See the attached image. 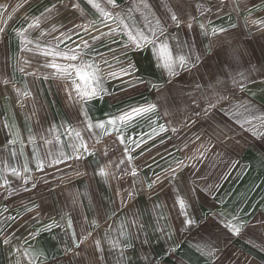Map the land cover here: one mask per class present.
I'll return each mask as SVG.
<instances>
[{
  "label": "crops",
  "instance_id": "obj_1",
  "mask_svg": "<svg viewBox=\"0 0 264 264\" xmlns=\"http://www.w3.org/2000/svg\"><path fill=\"white\" fill-rule=\"evenodd\" d=\"M67 1L65 7L35 16L33 23L39 22L42 35L31 36L26 27L18 29L19 51L40 58H19L15 64L9 49L0 64L19 67L16 73L0 70V264H29V258L32 264H263L264 126L254 121L255 127L241 128L232 106L250 105L257 116L264 115V25L253 23L264 20V0H146L151 11L143 9L140 0H115L116 7L107 0H93L105 11H120L126 23L150 37L152 30L158 31L155 19L162 24L167 20L174 58L204 53L210 57L211 70L223 63L225 73L212 79L201 69L195 83L192 75L181 73L184 83L176 87L191 91L173 92L167 105L159 101L158 109L134 117L127 126L118 122L121 131L107 134L95 127L88 131L85 121L95 125L130 110L129 106L157 103L158 88L169 77L151 44L131 46L116 21L105 18L89 0L83 6L80 0ZM13 2H19L16 8H24L27 0L10 1L3 13L4 24L12 18ZM173 14L181 19L179 28L170 20ZM187 22L192 23L191 29ZM201 23L205 29L199 27ZM73 24L85 25L87 31L81 29L63 40L60 50L74 48L73 41L82 45L81 37H101L90 44L93 51L88 62L95 63L103 77L104 93L84 108L66 98L65 79L57 73L48 76L44 68L53 62L68 63L43 53ZM10 25L2 33H10ZM213 27L225 31L213 35ZM178 44L184 45L183 52ZM233 49L238 50V59ZM24 65L37 66L41 73L25 72ZM221 96L227 99L220 100ZM209 100L217 107L209 116L197 118L192 110L202 112ZM84 111L87 117L81 115ZM160 125L166 131L161 132ZM69 127L80 130L90 146V153L81 159L71 146L78 145L79 139L74 134L69 137ZM227 129L232 139L221 143L217 136L225 139ZM141 137L139 147L127 143ZM128 155L134 157L131 163ZM178 161L188 166L177 169L173 180L171 169ZM41 162L42 170L37 168ZM101 167L104 177L99 175ZM181 199L189 205L190 215H208L221 224L233 216L243 218L248 222L243 238L217 229L221 253L215 259L200 250L203 242L198 244V237L190 234L180 239ZM37 230L38 235L32 236ZM4 232L9 234L8 245L2 243ZM73 232L77 243L83 240L80 248L73 243ZM95 240L101 241L99 249ZM66 248L72 251L66 254Z\"/></svg>",
  "mask_w": 264,
  "mask_h": 264
},
{
  "label": "snow or ice",
  "instance_id": "obj_2",
  "mask_svg": "<svg viewBox=\"0 0 264 264\" xmlns=\"http://www.w3.org/2000/svg\"><path fill=\"white\" fill-rule=\"evenodd\" d=\"M90 3H93V0H89ZM108 4L113 5V7H116L115 0H107ZM140 3L142 4L143 9L151 11L150 4L146 2V0H140ZM93 7L100 9L101 14L108 19H114L118 25V27L121 28V30L127 35V40L131 44V46L135 48H141L142 46H146L148 44H151L154 48H156V54L158 56V60L162 62L163 69L167 72L169 79L165 81L164 85H161L158 88V102L147 104L144 106H129V109L122 110V113L118 116H114L112 118H109L106 122H97L95 125L91 123L90 121H85L87 123V129L88 131H92L93 127L98 129H103L104 132L107 134L110 130L120 132L121 129L117 126L118 122L122 125L127 126L128 122L133 120L134 117L141 116V114L153 112L154 110L158 109L162 105L159 103V101H163L165 105L168 104L169 95L175 92L177 95L182 92H189L190 89L185 88H177V84L184 83L183 77L181 73H187L189 75L193 76L192 83H195V75L199 74L201 72V69H205V71L208 72L210 78L216 79L217 75H225L223 71V63L219 64L217 69L215 71L210 69L209 66V59L210 57H205L204 53H201L199 55H188V54H180L177 57L174 58L173 51L169 47L168 44V37L171 34H167V20L164 21L162 24V21L160 18L155 19V24L158 27L157 30H152L151 37L147 34H145L142 30H136V28L132 24H128L125 22V19L122 18L121 12H113V11H105L104 9L100 8L99 4L93 3ZM50 11V9H49ZM130 11V9H129ZM147 19V17H145ZM170 20L172 24H174L177 28L180 27L181 19H178L177 15L173 14L170 17ZM253 23H260L264 25V20ZM39 22L37 21L35 24H30L28 27H38ZM187 27L191 29L193 27L191 22H187ZM201 29H205V25L201 23L199 25ZM234 27V26H233ZM83 29L84 31H87V26L85 25H77L73 24L71 27H68L65 29V32L61 33L60 38H54V43L45 49L44 55H50L52 56L53 60H56L57 58L67 61L66 64H58V63H50L47 65V67H50L56 71L58 76L65 79L66 81V91L67 96L66 98L69 99L73 105H80L81 108L86 107L88 102L96 96H99L104 93V88L102 87V81L103 77L100 76L99 71L97 69V66L95 63H89L88 58L91 57L92 49H90V44L87 39H84L81 37L82 45L80 43H76L73 41V44H75V47H67L66 50H60L59 44L63 42V40L71 39L73 35H76L79 33V30ZM0 31H3L2 28H0ZM112 31H115L113 29ZM225 31L224 28H216L213 27L211 29V32L213 35H217L218 33H223ZM22 34V33H21ZM101 35H104V33H101ZM205 35L207 36V31H205ZM172 39H175L174 36L171 37ZM99 39L97 36H93L92 40L95 41ZM30 42V41H29ZM158 45V46H157ZM123 47L127 48L129 44H123ZM39 47V45H37ZM177 48L183 52L184 45L178 44ZM190 50V46H189ZM114 51V50H111ZM232 55L234 58L238 59V50L233 49ZM78 61V63H73ZM107 61H105L106 63ZM73 74L75 75V79H70ZM110 75L113 78H118L117 74L115 72L110 73ZM124 75H131V72L124 71ZM241 78L245 77L244 73H240ZM202 78V77H201ZM77 81H82L83 85L77 83ZM91 82V83H90ZM217 83H223V81H217ZM153 87H156L155 85ZM197 89H199V85H196ZM226 87V86H225ZM220 100L227 99V96H221L219 98ZM188 100L185 99V103H187ZM192 102H195V97H192ZM169 108L172 107V105H168ZM175 107H179V105H175ZM217 105L215 103H212L211 100H209L208 108H204L202 112H196L195 109L192 111L196 114L197 118H199L201 115L203 116H209L210 110L215 109ZM236 110L233 112V116L240 121V127L244 128L246 125L255 127L254 121H260L261 125L264 126V115L257 116L255 112L253 111L252 107L250 105H243L238 104L232 106ZM240 109H243L241 111ZM231 110V109H229ZM247 113V115H245ZM82 116L87 117V112L84 111L81 113ZM167 115V113H165ZM189 119H191L189 117ZM110 126V128L108 127ZM159 130L161 132L166 131V128L164 125L159 126ZM175 130V129H173ZM224 131V130H222ZM68 135L71 138L74 134L75 138L79 139V144H71L74 152L76 153V158L81 159L83 158V155L85 153H90V146L89 144L84 140L82 133L80 130L69 127L67 129ZM231 132V129H227L225 132V139H221L220 136H217V139L220 140L221 143H225L226 140H231L232 137L230 135H227V133ZM257 134V133H254ZM151 138V134L149 136ZM143 141V137H141L140 140H134L129 139L127 141L128 144H135L137 147H139L140 143ZM71 143V139L69 141ZM99 141H97L98 143ZM120 143H125V138L123 135L120 136ZM91 148L94 151V145L91 146ZM83 150V151H81ZM128 149L125 148V152L127 153ZM105 155H108L107 152H105ZM203 154H201L202 156ZM128 162L131 163L134 157L131 155H128L127 157ZM124 160H120V164H123ZM181 166L187 167L188 165L184 164V161H178L175 168L171 169V175L172 179L175 180L177 178V169H181ZM37 168L42 170L43 169V163H38ZM28 169L25 167V172H27ZM136 174V169L133 168L132 175ZM99 175L104 177L106 176L105 170L103 167L99 168ZM159 179V176L157 177V180ZM156 181H153L152 184H149L148 187L152 188L153 184H155ZM32 187L36 188L37 184L34 182L32 183ZM151 194V193H150ZM132 193H129V197H131ZM179 214L183 217V219L180 222V228L179 232L182 233L180 239H184L188 237L190 234H192L193 239L199 238L197 243L203 242V248L200 250H206L208 255L215 259L216 256L220 255L221 253V245H220V237L215 234L217 229L225 230L230 237H240L243 238L245 234V229L248 227V222L243 220L241 217L233 216L232 220H226L223 224L219 222V219H214L211 216L208 215H190L188 212L189 205L185 203L184 200H179ZM32 209H29L31 211ZM162 218V217H161ZM11 219H15V217H12ZM49 230L51 229L52 225L46 226ZM56 227H59V224H56ZM68 227L72 228V222L69 220ZM260 227L264 229V221H261ZM3 230L0 229V232ZM163 232V230L161 229ZM39 230L37 232L31 233L32 236L38 235ZM88 235L90 236L91 233L89 232ZM180 239L177 240V244L180 243ZM148 241L145 240L144 243H147ZM2 243L4 245H8L10 243L9 234L7 232L3 233V239ZM73 243H75L76 248H80V245L83 243V240L80 242H76V233L73 232ZM95 244L97 248H100L101 241L95 240ZM19 251V249H17ZM72 251L71 248H66L65 253ZM173 253H175L176 249L173 247L172 249ZM24 255L27 257L28 252L25 250ZM123 255V253H121ZM17 264H19V261H17ZM29 264H32V258H29ZM151 264V262H150Z\"/></svg>",
  "mask_w": 264,
  "mask_h": 264
},
{
  "label": "rangeland",
  "instance_id": "obj_3",
  "mask_svg": "<svg viewBox=\"0 0 264 264\" xmlns=\"http://www.w3.org/2000/svg\"><path fill=\"white\" fill-rule=\"evenodd\" d=\"M7 1L8 2H5V0H0V18L2 17L0 19V28L7 27V25L11 24L10 29L13 28L12 31H14V32L11 31L12 33L11 32L8 33V31H7V32L2 33V31H0V64L2 62H5L4 59L8 57L9 49H10V53H11L10 56L12 57V63H15V64L18 63V60H16V59H19V58L24 59V60L25 59H31V58L36 59L37 57L40 58V56H36L34 54L32 55V53L29 55V54H25V53L23 54L19 51V42H18L19 38L17 35L18 29L20 27L21 28L26 27L28 29L29 28L28 26L30 24H34L33 20H34L35 16L42 14L43 10H48V9H51L52 7H55L57 9L59 7L60 8L65 7L66 5H68V1L67 0H37V1L32 0L34 2H31V0H27V2L23 3V5L25 4L24 8H19V7L16 8L19 5V2H13L11 5H12V7H15L16 9L12 8L13 9L12 10V16H11L12 18H9L7 23L5 22V24H4L3 13L5 12V8H7V5H9L10 1H13V0H7ZM80 3L83 6L85 3L87 4V0H80ZM21 10H22V13H19ZM6 16H7V14H6ZM10 29L8 28L7 30H10ZM28 30L30 31L29 33L31 36H38L39 33L43 32V31L39 30L37 27H32V28H29ZM43 33H41V35ZM92 33L93 32H91V34ZM93 36H95V35H92V37ZM84 39H86V37H84ZM100 39H101V37H99V39L93 41L91 38L88 41H89V44L94 45L97 42H100ZM94 56H97V54ZM46 63H47V61H46ZM59 64H66V62L62 61ZM18 68L19 67L17 65L5 66V67L3 65H0V70L4 69L2 72H5L9 69H13L12 72L16 73ZM21 68H23V70H25V72H40L41 73V71H38L36 69L37 66H32V65L31 66H25L24 65L23 67L21 66ZM44 68H46L45 72L50 77L56 73V71L50 67H44ZM2 85H3V83L2 84L0 83V89L2 88ZM263 264H264V262H263Z\"/></svg>",
  "mask_w": 264,
  "mask_h": 264
}]
</instances>
